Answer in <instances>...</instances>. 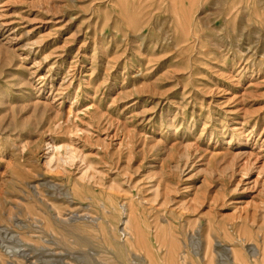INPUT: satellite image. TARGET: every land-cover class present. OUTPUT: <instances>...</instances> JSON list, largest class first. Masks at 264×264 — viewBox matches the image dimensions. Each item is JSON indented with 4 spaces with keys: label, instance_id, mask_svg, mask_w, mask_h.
Returning a JSON list of instances; mask_svg holds the SVG:
<instances>
[{
    "label": "rangeland",
    "instance_id": "1",
    "mask_svg": "<svg viewBox=\"0 0 264 264\" xmlns=\"http://www.w3.org/2000/svg\"><path fill=\"white\" fill-rule=\"evenodd\" d=\"M0 40V264H264V0H0Z\"/></svg>",
    "mask_w": 264,
    "mask_h": 264
},
{
    "label": "bare ground",
    "instance_id": "2",
    "mask_svg": "<svg viewBox=\"0 0 264 264\" xmlns=\"http://www.w3.org/2000/svg\"><path fill=\"white\" fill-rule=\"evenodd\" d=\"M1 41V40H0ZM2 42V41H1ZM1 44V43H0ZM2 44H3V42H2ZM3 46V45H2ZM5 47V46H4ZM62 122V121H61ZM66 144V143H65ZM65 144H62V145H58V144H55V143H53V142H51V141H49V142H47L46 143V145H47V149H48V155H47V160H46V164L49 166V167H47V168H53V167H55V168H57L58 169V167L61 165V162L63 163V162H72L73 163V161L72 160H75V158H76V154H75V150L73 149V148H71V146L69 145L70 143H67L66 145H69V146H67V147H69V148H66V149H68V156H67V158H63L62 156H61V149H63V148H65L66 147V145ZM72 144V143H71ZM74 144V143H73ZM73 144H72V146H73ZM63 145H65V146H63ZM81 152V151H80ZM79 154V153H78ZM83 154V153H82ZM81 156V158H83V155H79V157ZM78 157V158H79ZM77 159V158H76ZM82 160V159H81ZM84 160H82V162H83ZM66 163V164H67ZM83 163H85V161L83 162ZM64 165H65V163H63ZM62 164V165H63ZM87 164H90V163H87ZM46 165V166H47ZM69 165V164H68ZM88 166V165H87ZM86 165H85V168H84V170H85V172H84V170H83V172L85 173V174H87L88 175V173H90V172H88L89 171V168L92 166V165H90V166H88L87 167ZM56 169V170H57ZM64 169V168H63ZM66 170V169H65ZM80 170V169H79ZM96 170V169H95ZM67 171V170H66ZM82 172V173H83ZM99 173H100V171H98ZM92 173V172H91ZM84 174V175H85ZM84 175L82 176V177H84ZM99 175V174H98ZM92 178V177H91ZM94 179V178H93ZM82 180H83V178H82ZM91 180V179H90ZM84 181V180H83ZM117 185V184H116ZM157 187V186H156ZM121 189V188H120ZM156 191H158V189L156 190ZM39 192V191H38ZM37 192V193H38ZM67 195V194H66ZM71 195V194H70ZM41 197V196H40ZM125 197V196H124ZM147 201V200H146ZM157 202V201H156ZM160 205V204H159ZM56 208V207H55ZM58 217H60V216H58ZM16 223V222H15ZM126 223V227L127 228H129V229H131V227H130V223H131V217L129 216V218H128V220L125 222ZM23 227V226H22ZM127 233V232H126ZM125 234V233H124ZM129 234V233H128ZM130 236V235H129Z\"/></svg>",
    "mask_w": 264,
    "mask_h": 264
}]
</instances>
